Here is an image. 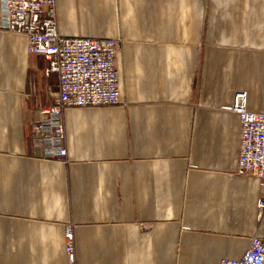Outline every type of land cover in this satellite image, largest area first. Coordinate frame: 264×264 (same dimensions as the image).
Listing matches in <instances>:
<instances>
[{"label":"crops","instance_id":"crops-1","mask_svg":"<svg viewBox=\"0 0 264 264\" xmlns=\"http://www.w3.org/2000/svg\"><path fill=\"white\" fill-rule=\"evenodd\" d=\"M57 32L120 40L119 101L62 110L63 159L30 141L45 59L0 25V264H219L264 238V179L236 171L233 94L264 112V0H54ZM1 24V7H0Z\"/></svg>","mask_w":264,"mask_h":264},{"label":"built area","instance_id":"built-area-1","mask_svg":"<svg viewBox=\"0 0 264 264\" xmlns=\"http://www.w3.org/2000/svg\"><path fill=\"white\" fill-rule=\"evenodd\" d=\"M1 28L26 35L27 50L42 56L44 74L53 76V103L38 109L30 124V141L39 155L63 159L62 110L69 106L112 105L119 101L115 55L120 40L108 37H68L57 32L54 0H0ZM246 92L233 94L230 110L240 121L236 171L264 179V112L245 105ZM259 216L264 199L257 203ZM66 264H75L72 225L63 233ZM219 264H264V238L253 235L237 257Z\"/></svg>","mask_w":264,"mask_h":264}]
</instances>
